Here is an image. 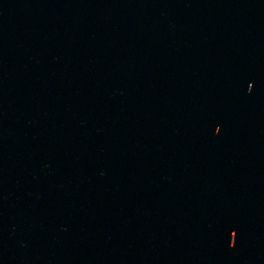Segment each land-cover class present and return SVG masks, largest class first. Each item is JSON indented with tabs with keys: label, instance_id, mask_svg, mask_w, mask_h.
I'll use <instances>...</instances> for the list:
<instances>
[{
	"label": "water",
	"instance_id": "water-1",
	"mask_svg": "<svg viewBox=\"0 0 264 264\" xmlns=\"http://www.w3.org/2000/svg\"><path fill=\"white\" fill-rule=\"evenodd\" d=\"M0 264H264V0H0Z\"/></svg>",
	"mask_w": 264,
	"mask_h": 264
}]
</instances>
